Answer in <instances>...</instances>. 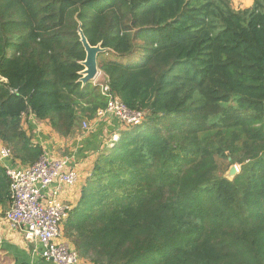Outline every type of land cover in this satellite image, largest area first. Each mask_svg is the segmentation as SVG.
<instances>
[{"label": "trees", "instance_id": "1", "mask_svg": "<svg viewBox=\"0 0 264 264\" xmlns=\"http://www.w3.org/2000/svg\"><path fill=\"white\" fill-rule=\"evenodd\" d=\"M79 27L109 49L112 92L146 115L103 148L64 223L80 258L264 264V0H0V139L23 167L42 153L23 114L70 137L107 107L80 82ZM227 152L233 181L214 174ZM10 195L0 166V205Z\"/></svg>", "mask_w": 264, "mask_h": 264}, {"label": "built area", "instance_id": "2", "mask_svg": "<svg viewBox=\"0 0 264 264\" xmlns=\"http://www.w3.org/2000/svg\"><path fill=\"white\" fill-rule=\"evenodd\" d=\"M99 86L108 104L105 110L97 112L95 119L110 115L127 129L145 121L146 115L129 109L112 92L106 81ZM25 117H30L33 123L36 120L32 113L23 114L24 127ZM83 125L87 128L86 123ZM119 138V135H114L112 143ZM32 144L38 146L35 141ZM0 166L10 181L11 203L4 216L12 228H21L27 240L38 243L41 257L46 261L55 264H93L80 258L65 237L63 229L73 206L65 202L62 195L76 187L80 179L74 158L70 155L56 158L43 150L34 164L20 167L15 162L13 150L4 144L0 147Z\"/></svg>", "mask_w": 264, "mask_h": 264}, {"label": "crops", "instance_id": "3", "mask_svg": "<svg viewBox=\"0 0 264 264\" xmlns=\"http://www.w3.org/2000/svg\"><path fill=\"white\" fill-rule=\"evenodd\" d=\"M106 117H111L112 124L102 118L101 126L96 122L95 125L98 126V129L93 125L92 135L87 139H85L86 137L80 138L77 133L74 136L63 137L54 131L48 120L36 119L32 123V125H35V129L31 140L35 141L42 151L46 150L51 156L56 158L70 155L77 164L80 174L79 182L76 187L68 189L62 195L63 200L72 205L73 209L78 204L82 187L91 176V171H93L96 158L95 152H98L100 147L103 146L101 144L104 138L101 139V133H103V130L104 133L113 130L114 135L120 136V124L113 116L108 115ZM24 128L29 136L30 127L25 126ZM97 135H99V143L96 145L92 144L96 140ZM3 145L4 142L0 139V147ZM15 162L20 167L25 166L16 157ZM9 207V203L0 205V264H55L41 257V246L38 243L27 240L21 228H12L4 216Z\"/></svg>", "mask_w": 264, "mask_h": 264}, {"label": "rangeland", "instance_id": "4", "mask_svg": "<svg viewBox=\"0 0 264 264\" xmlns=\"http://www.w3.org/2000/svg\"><path fill=\"white\" fill-rule=\"evenodd\" d=\"M255 0H231V6L232 8L239 12V11H244V10H247L249 8H251L254 4ZM140 55H141V52H138V51H135L134 54L128 58L125 59L124 62H127V63H130L131 61L133 62H138L140 59ZM108 59H113V57L110 55L109 57H107ZM104 59V58H103ZM105 74L99 70L98 72V75L96 76V79L92 82V84L94 86H99V84H104V82L106 81L105 79ZM103 119L107 120L109 123L112 124V119L111 117L110 118H107V117H104ZM103 119H93L91 121H88L86 119H83L82 121V125H80V127L78 128V131L76 132L77 135L82 138V137H86L85 139L89 138L91 135H92V128H93V125L94 127H96L98 129V126L95 125L96 122H98V125L101 126V121H103ZM33 120L27 117L24 118V121L23 123L25 124V126H28L30 127L29 129V137H33V130L35 129V125H32V122ZM94 122V123H93ZM83 123H86L87 124V128L84 127ZM100 123V124H99ZM103 123V122H102ZM24 128V126H23ZM126 128V129H125ZM94 130V129H93ZM122 130H127V127L126 126H123L120 128V131L122 132ZM102 138V144L103 145L102 147H100V149L98 150V152H95V162L97 160V157L101 154L102 150H104L103 148L104 147H108V148H112L114 146V143H112V138L114 136V131L112 130L111 132L108 131L107 133H104V130H103V133H101ZM74 136V135H73ZM120 137V136H119ZM32 139V138H31ZM99 135H97V138L96 140H94V142L92 144H98L99 143ZM100 139V140H101ZM113 144V145H111ZM100 145V146H101ZM88 146V144H87ZM227 158H223V157H218V156H215V163H216V171H215V176L217 177H221V178H227L228 180L230 181H233L234 178L240 174L242 172V165H240L239 163H232V158H230L229 156V152H227ZM94 162V163H95ZM232 166H235L237 168V174L236 176H233V177H230L229 176V172H230V169ZM94 167V166H93ZM93 171H91V174H92Z\"/></svg>", "mask_w": 264, "mask_h": 264}, {"label": "water", "instance_id": "5", "mask_svg": "<svg viewBox=\"0 0 264 264\" xmlns=\"http://www.w3.org/2000/svg\"><path fill=\"white\" fill-rule=\"evenodd\" d=\"M78 32L80 41L86 51V59L82 63L85 69L81 73L82 78L80 79V82L83 85H86L88 83H92L96 79V76L98 75V72L100 70L99 56L101 54L107 53L109 49L103 48L101 44L97 46H91L81 27H79ZM0 80H2L1 76ZM236 174L237 168L235 166H232L229 172V176L233 177L236 176Z\"/></svg>", "mask_w": 264, "mask_h": 264}]
</instances>
